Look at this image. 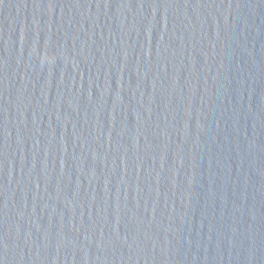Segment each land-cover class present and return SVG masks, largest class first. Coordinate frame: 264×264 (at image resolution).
<instances>
[{
  "label": "water",
  "instance_id": "obj_1",
  "mask_svg": "<svg viewBox=\"0 0 264 264\" xmlns=\"http://www.w3.org/2000/svg\"><path fill=\"white\" fill-rule=\"evenodd\" d=\"M0 264H264V0H0Z\"/></svg>",
  "mask_w": 264,
  "mask_h": 264
}]
</instances>
